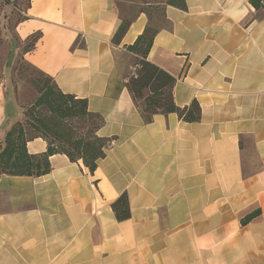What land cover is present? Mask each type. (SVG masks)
Masks as SVG:
<instances>
[{
    "label": "crops",
    "instance_id": "0c3cea01",
    "mask_svg": "<svg viewBox=\"0 0 264 264\" xmlns=\"http://www.w3.org/2000/svg\"><path fill=\"white\" fill-rule=\"evenodd\" d=\"M184 2L164 9L148 58L177 78L179 106L198 100L194 122L147 121L126 86L145 13L115 44L118 0H30L16 32L41 37L25 60L86 98L112 142L94 172L57 153L45 175L0 177V264H264V12ZM23 112L0 80V140ZM123 193L131 215L119 220ZM197 235L207 248L193 247Z\"/></svg>",
    "mask_w": 264,
    "mask_h": 264
},
{
    "label": "trees",
    "instance_id": "16d2710c",
    "mask_svg": "<svg viewBox=\"0 0 264 264\" xmlns=\"http://www.w3.org/2000/svg\"><path fill=\"white\" fill-rule=\"evenodd\" d=\"M28 2L26 9L30 0ZM250 3L256 11L264 12V0H250ZM9 4H12L11 0H0V10ZM163 4V14L168 5L186 7L184 0H163ZM137 17L123 19L121 15V24L113 37V43H121ZM25 19L24 15L19 23ZM157 31L158 28L153 29L149 24L136 41L127 46L135 58L127 75L126 86L147 121L159 113H176L184 121H199L201 106L198 100L194 99L184 107L179 106L174 96L177 78L148 58ZM40 37L41 33L37 32L26 39L30 44L24 54L35 47ZM35 68L44 77L32 80L38 95L24 108L23 119L14 122L0 140V177L4 174L34 177L45 175L52 169L50 157L57 153L66 154L73 162L82 160L85 166L94 172L98 161L105 157L112 142L110 138L98 134L105 123L103 116L89 109L86 98L64 92L52 76ZM37 137L47 142L46 152H29L28 142ZM112 208L119 220L129 218L131 211L127 193H123L113 202ZM259 213L260 209L247 215L242 220L243 223L249 222Z\"/></svg>",
    "mask_w": 264,
    "mask_h": 264
},
{
    "label": "rangeland",
    "instance_id": "374dc122",
    "mask_svg": "<svg viewBox=\"0 0 264 264\" xmlns=\"http://www.w3.org/2000/svg\"><path fill=\"white\" fill-rule=\"evenodd\" d=\"M0 10V80L10 92V98L24 108L38 95L32 80L44 76L24 58L29 40H22L16 26L24 17L28 0H11ZM163 0H119L123 19H134L141 11L149 18L151 28L167 25Z\"/></svg>",
    "mask_w": 264,
    "mask_h": 264
},
{
    "label": "clouds",
    "instance_id": "9594fccd",
    "mask_svg": "<svg viewBox=\"0 0 264 264\" xmlns=\"http://www.w3.org/2000/svg\"><path fill=\"white\" fill-rule=\"evenodd\" d=\"M210 241L206 236H199L197 235L193 240V247L197 250L205 249L208 247Z\"/></svg>",
    "mask_w": 264,
    "mask_h": 264
}]
</instances>
